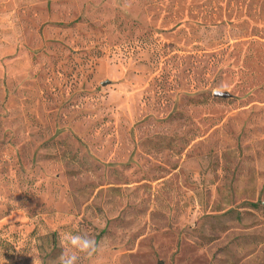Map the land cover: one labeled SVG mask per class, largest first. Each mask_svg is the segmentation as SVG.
<instances>
[{"label":"rangeland","instance_id":"374dc122","mask_svg":"<svg viewBox=\"0 0 264 264\" xmlns=\"http://www.w3.org/2000/svg\"><path fill=\"white\" fill-rule=\"evenodd\" d=\"M128 2L0 0V264H264V0Z\"/></svg>","mask_w":264,"mask_h":264},{"label":"clouds","instance_id":"9594fccd","mask_svg":"<svg viewBox=\"0 0 264 264\" xmlns=\"http://www.w3.org/2000/svg\"><path fill=\"white\" fill-rule=\"evenodd\" d=\"M131 7L128 0H125L124 9ZM229 92L227 84H220L216 88L212 89V96H222L224 92ZM99 245L94 237L83 234H71L66 233L61 236V248L62 251L56 258L54 264H77L80 259V254L88 258H92L94 261L97 259L96 254L99 251Z\"/></svg>","mask_w":264,"mask_h":264},{"label":"water","instance_id":"95a60500","mask_svg":"<svg viewBox=\"0 0 264 264\" xmlns=\"http://www.w3.org/2000/svg\"><path fill=\"white\" fill-rule=\"evenodd\" d=\"M227 96V94L226 93H224L222 96H218V97H226Z\"/></svg>","mask_w":264,"mask_h":264}]
</instances>
